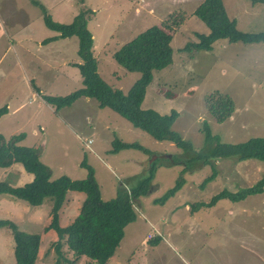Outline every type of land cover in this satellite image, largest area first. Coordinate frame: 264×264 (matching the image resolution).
<instances>
[{"label": "rangeland", "instance_id": "374dc122", "mask_svg": "<svg viewBox=\"0 0 264 264\" xmlns=\"http://www.w3.org/2000/svg\"><path fill=\"white\" fill-rule=\"evenodd\" d=\"M205 1L0 0V110H7L0 119V135L10 140L23 134L19 145L41 151V162L52 170V180L62 176L85 180L92 169L105 202L117 199L127 180L136 185L148 176L149 164L158 157L152 189L133 201L136 220L125 228L108 264H264V193L210 204L223 192L236 194L264 178V161L213 157L218 143L235 145L264 138V42L222 39L209 51L192 48L199 37L210 34L194 16ZM221 1L239 31L264 32V2ZM44 9L61 24L73 23L84 11L93 12L86 20L99 73L125 95L142 74L120 66L115 53L153 27L173 26L167 20L170 16L184 15L186 19L174 27L171 62L153 72L141 108L161 116L176 112L172 130L191 144L195 154L185 156L175 144L155 140L118 113L101 109L95 100L82 98L61 110L47 104L43 96L66 97L83 87V79L78 38H58L44 23ZM215 92L234 102L232 116L223 123L213 118L206 104ZM204 128L213 138L207 139ZM118 141L139 144L155 155L141 150L114 154ZM166 157L178 162L167 167ZM33 179L19 164L0 168V183L22 187ZM180 181L182 188L174 196L158 202ZM85 200L83 193H68L60 211L61 226L74 222ZM52 206V198L32 207L1 195L0 219L42 237L36 264H69L75 257L64 245V258H59L56 232L45 233ZM76 260V264L92 263L86 257ZM0 264H15L13 235L7 228L0 229Z\"/></svg>", "mask_w": 264, "mask_h": 264}, {"label": "trees", "instance_id": "16d2710c", "mask_svg": "<svg viewBox=\"0 0 264 264\" xmlns=\"http://www.w3.org/2000/svg\"><path fill=\"white\" fill-rule=\"evenodd\" d=\"M255 2L263 3L264 0ZM89 14H93V12L84 11L74 19L73 23L61 24L53 21L44 9V23L50 30L58 34V38H78V53L81 59L78 66L83 79L81 89L66 97L43 96L45 102L56 110H61L71 107L82 98L95 100L101 109L108 108L118 113L134 128L149 134L155 140L175 144L185 151V156L195 154L191 144L172 130V126L178 118L176 112L169 116H161L155 111H144L141 108L147 89L152 83L153 72L166 67L171 62L173 35L179 23L186 17L184 15L170 16L167 20L171 21L173 26L167 24L166 26L153 27L139 34L115 53L114 58L120 66L130 72L139 71L142 74V79L134 85L128 95H125L121 90L109 86L99 73L98 61L94 52V38L88 30V21L86 20ZM194 16L209 28L210 34L199 37L198 43L191 44L192 48L209 51L216 41L222 39L244 44L264 42V32L244 33L239 31L236 21L229 18L221 0H206L196 10ZM174 27H176L175 30ZM206 104L210 114L218 123L225 122L234 112V102L220 92L210 94L206 98ZM6 111V109L0 110V119ZM203 131L206 132L207 139L213 138L207 128H204ZM24 138L25 136L20 134L8 140L0 135V168H11L19 164L28 174L33 175L34 179L22 187L0 183V196H11L32 207H40L49 198H52L51 222L45 229V233L54 231L58 235L59 240L55 244V251L59 258H64L63 247L66 245L68 251L75 257L74 260L68 262L69 264H76L78 257L88 258L92 261L91 264H108L120 246L125 235V228L136 220L133 201L140 196L147 195L148 190L152 189L156 169L160 165L158 157H154V162L149 164L150 174L148 176L141 177L136 185L131 184L132 179L127 180L128 184H125L126 186L119 197L105 202L102 199L100 187L94 179L92 169H89L90 175L85 180H72L67 176L52 180V170L41 162V151L19 145ZM123 150H141L151 156L155 155L139 144L121 141L115 143L112 152L118 154ZM202 156L200 155L199 158ZM213 157L264 161V138L251 139L235 145L218 143ZM166 158L165 165L167 167L178 162L172 157ZM203 158L207 160L206 156ZM205 164L207 161H204ZM213 176L212 179H215V175ZM209 180L211 179L208 178L207 182ZM182 185V181L177 183L175 188L158 202L164 203L169 197L174 196L182 188ZM69 192L83 193L86 195V200L74 222L63 227L60 224V211L67 202ZM263 193L264 178L253 187L236 194L223 192L214 197L210 204H215L222 198L241 200ZM3 228L12 232L15 264H36L40 255L42 237L21 231L13 221L0 219V229Z\"/></svg>", "mask_w": 264, "mask_h": 264}, {"label": "crops", "instance_id": "0c3cea01", "mask_svg": "<svg viewBox=\"0 0 264 264\" xmlns=\"http://www.w3.org/2000/svg\"><path fill=\"white\" fill-rule=\"evenodd\" d=\"M15 31H16V30H15ZM17 34L19 35L20 32H17ZM91 34H92V33H91ZM93 38H94V37H93ZM17 43H18L19 48H23L25 51L27 50V52L30 53L28 47H26V46L23 45V44H20L19 42H17ZM33 45L36 46V42H34ZM11 46H14V47H15V45H13V44H11L10 47H11ZM16 47H17V44H16ZM94 51H95V50H94ZM20 65L23 66L24 64H23L22 62H20ZM98 69H99V67H98ZM160 91L162 92L161 89H160ZM167 94H169V96H170V95L172 96V93H170V92H167ZM173 96H174V95H173Z\"/></svg>", "mask_w": 264, "mask_h": 264}, {"label": "built area", "instance_id": "2783aa9c", "mask_svg": "<svg viewBox=\"0 0 264 264\" xmlns=\"http://www.w3.org/2000/svg\"><path fill=\"white\" fill-rule=\"evenodd\" d=\"M91 143V141H89V144Z\"/></svg>", "mask_w": 264, "mask_h": 264}]
</instances>
